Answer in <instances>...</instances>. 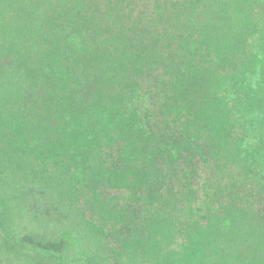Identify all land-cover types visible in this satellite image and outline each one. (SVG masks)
<instances>
[{"label":"trees","instance_id":"obj_1","mask_svg":"<svg viewBox=\"0 0 264 264\" xmlns=\"http://www.w3.org/2000/svg\"><path fill=\"white\" fill-rule=\"evenodd\" d=\"M8 213L97 264H264V0H0Z\"/></svg>","mask_w":264,"mask_h":264},{"label":"rangeland","instance_id":"obj_2","mask_svg":"<svg viewBox=\"0 0 264 264\" xmlns=\"http://www.w3.org/2000/svg\"><path fill=\"white\" fill-rule=\"evenodd\" d=\"M31 184L33 186L28 187L27 191L41 188L35 181ZM39 193L40 191L37 194L33 191L29 200L24 198L21 201L22 203L28 202L29 207H27L25 213H31V211L36 210L38 217L41 218V222H35L36 224H32L34 225L33 227L28 226L27 230H31V235L35 237L37 243L45 242L43 246L45 247L49 245L50 236L55 232L54 229H56L57 225L66 223L68 219L61 220L57 214H50L45 208L41 207L45 196ZM3 208L6 207L3 206ZM3 217L0 219V264H97L95 246L86 232L79 233V228H74L77 232L71 237L72 240H75L71 250L64 254H53L34 245L22 244L20 242L21 235L27 230L16 229L19 221L11 218L9 213ZM76 233L79 236H76ZM38 237L45 240L41 241ZM103 241L110 247L115 246L113 238L110 240L107 237Z\"/></svg>","mask_w":264,"mask_h":264}]
</instances>
